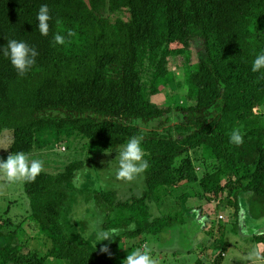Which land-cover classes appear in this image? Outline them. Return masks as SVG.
Segmentation results:
<instances>
[{
    "label": "trees",
    "instance_id": "obj_1",
    "mask_svg": "<svg viewBox=\"0 0 264 264\" xmlns=\"http://www.w3.org/2000/svg\"><path fill=\"white\" fill-rule=\"evenodd\" d=\"M44 4L52 17L48 36L38 29ZM107 12L129 17L112 22ZM56 34L65 45L53 43ZM13 39L35 47L38 56L21 77L0 53V139L12 134L9 154L70 150L80 141V152L92 158L136 136L143 137L149 168L141 197L93 196L106 215L102 229L121 230L109 260L68 222L70 184L88 161L76 159L24 183L31 206L26 221L37 237L31 239L25 223L0 222V233L19 240L0 248V264H124L134 251L126 250L128 243L140 240L132 248L145 251V242L179 234L189 200L200 201L193 207L197 231L220 234L211 247L215 264H225L227 235H239L242 211L253 229L264 227V75L251 70L264 52V0H0V47ZM195 41L206 57L185 69L194 104L179 106L180 120L172 125V108L153 98L173 80L174 59L190 60ZM159 121L156 129L141 127ZM233 130L243 135L242 145L230 142ZM171 198L177 205L166 213L160 205ZM225 204L227 221L218 216ZM29 239L41 240L44 254L26 252ZM252 241L264 245V235Z\"/></svg>",
    "mask_w": 264,
    "mask_h": 264
},
{
    "label": "rangeland",
    "instance_id": "obj_2",
    "mask_svg": "<svg viewBox=\"0 0 264 264\" xmlns=\"http://www.w3.org/2000/svg\"><path fill=\"white\" fill-rule=\"evenodd\" d=\"M88 1V0H87ZM105 16L112 22L119 19H127V13H106ZM203 45L199 41H195L190 45V60L184 54L176 57L174 62L170 64V69L174 75L173 80L163 89L160 95L153 98L154 103L160 107L172 108V114L169 116L171 124L177 123L179 114L177 108L182 104L193 105L194 103L189 99L188 88L185 85L186 73L185 69L189 65L197 64L204 57L206 53ZM162 121L151 123L150 125L141 124L144 130H153L160 126ZM12 141V134L7 132L0 139V158L7 160L11 155L9 154V146ZM82 143L75 142L72 149L68 150L66 147L58 148L53 152L43 151L36 152L31 155L32 158L41 159L44 161V171L50 173H57L64 169V167L71 161L76 159H88L83 170L77 173L75 180L70 184L73 189L72 210L68 215V222L72 231L81 235L94 248L100 250L106 260L112 256L113 246L116 241H103L97 239L95 234H89V224L91 222H98L102 229L106 215L99 209L95 203L93 196L101 191H115L120 201H126L134 197H141L145 192V178L144 173L141 174L135 181L126 182L119 181L115 178V171L118 166L117 151L105 154L103 156H96L88 158L80 151ZM111 164V165H110ZM77 183L79 187H77ZM200 201H188L187 208L182 212L187 216V224L179 234L175 231L168 232L160 239H152L145 242V251L156 261V264H195L199 259L203 264H215L213 260V242L216 237L221 238L220 234L214 231L213 235L208 236V233L197 231L201 229L198 224L197 217L194 215L193 207L197 206ZM176 199H168L160 209L164 212L171 211V208L176 206ZM177 210L176 212H178ZM153 213L159 215L158 209L153 208ZM230 212L227 211L226 204L221 208L218 214L219 219L227 221V216ZM31 216L30 199L25 192L24 183L7 184V182L0 177V222L11 220L15 224L25 223L24 228L32 237H37L36 232L30 227L26 221ZM241 224L239 235L228 232L227 241L230 244L227 252L225 264H262L260 261L264 260L262 255L264 247L252 241V237L258 235L262 237L263 232L254 231L250 229L249 221L246 218L244 211L240 214ZM247 220V221H246ZM103 230V229H102ZM219 235V236H218ZM260 235V236H259ZM27 242L28 247L25 251L38 250L42 254L43 242L39 239ZM34 239V238H33ZM19 240L10 233H0V248L9 244L17 245ZM21 242V241H20ZM142 243V242H141ZM140 240H135L128 243L126 250L139 249L132 248L133 245H139ZM108 251L105 252L104 249ZM257 248V251L256 249ZM143 249V248H142ZM140 249V250H142ZM143 251V250H142ZM256 262V263H255ZM258 262V263H257ZM48 264H67L61 261L50 260Z\"/></svg>",
    "mask_w": 264,
    "mask_h": 264
},
{
    "label": "clouds",
    "instance_id": "obj_3",
    "mask_svg": "<svg viewBox=\"0 0 264 264\" xmlns=\"http://www.w3.org/2000/svg\"><path fill=\"white\" fill-rule=\"evenodd\" d=\"M52 17L47 4L39 8L37 14L38 29L41 35L48 36L49 22ZM69 36L73 33L69 32ZM55 45H65V36L56 34L53 39ZM0 53L10 59L12 66L21 77L27 75L36 64L38 51L24 41L8 40L6 46L0 47ZM252 72L264 75V52L258 54L252 63ZM143 137H131L117 151L118 166L115 178L119 181L133 182L149 168V162L145 159V151L142 147ZM230 142L236 146L244 143L243 135L239 130H233ZM111 165V164H110ZM44 161L32 158L24 152H17L8 157L7 160L0 158V177L7 184L32 183L44 171ZM79 187V184L76 185ZM120 229L112 228L102 230L98 222L89 224V234H95L97 239L108 241L119 237ZM147 248V246H145ZM108 251L107 248L104 249ZM124 264H156L154 258L148 251L136 249L127 256Z\"/></svg>",
    "mask_w": 264,
    "mask_h": 264
},
{
    "label": "crops",
    "instance_id": "obj_4",
    "mask_svg": "<svg viewBox=\"0 0 264 264\" xmlns=\"http://www.w3.org/2000/svg\"><path fill=\"white\" fill-rule=\"evenodd\" d=\"M246 221H247V220H246ZM249 228H250L251 230L253 229L251 225H250ZM262 229L264 230V227H262V228L259 229V230H257L256 228H254V231H260V230H261V231L263 232ZM240 232H241V231H240ZM263 233H264V232H263ZM262 235H264V234H262ZM262 246H264V245H262ZM255 249H256V251H257V248H255ZM260 255H262V254H259V256H260ZM226 258H227V254H226ZM260 262H261L262 264H264V260H262V261H260ZM250 263H251V264H254V263H252V262H250ZM255 263H256V262H255ZM257 263H258V262H257Z\"/></svg>",
    "mask_w": 264,
    "mask_h": 264
}]
</instances>
